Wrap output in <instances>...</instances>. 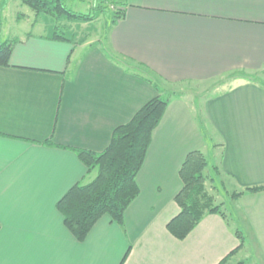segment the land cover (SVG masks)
<instances>
[{
	"label": "crops",
	"instance_id": "obj_1",
	"mask_svg": "<svg viewBox=\"0 0 264 264\" xmlns=\"http://www.w3.org/2000/svg\"><path fill=\"white\" fill-rule=\"evenodd\" d=\"M113 2L120 17L111 11L100 39L52 38L43 20L42 32L11 38L0 66V264H219L239 246L236 230L264 261V190L234 199L236 226L213 213L183 240L166 229L190 151L220 150L239 189L264 185V0ZM206 82L201 105L184 89L168 99L123 226L103 215L78 241L56 208L91 176L75 149L102 151L151 98Z\"/></svg>",
	"mask_w": 264,
	"mask_h": 264
},
{
	"label": "trees",
	"instance_id": "obj_2",
	"mask_svg": "<svg viewBox=\"0 0 264 264\" xmlns=\"http://www.w3.org/2000/svg\"><path fill=\"white\" fill-rule=\"evenodd\" d=\"M36 15L50 18L64 16L74 22H89L92 14L69 10L64 0H22ZM113 22L120 17L121 10L113 2ZM102 9V8H99ZM62 32L53 28L52 38L66 39L68 26ZM17 40L7 39L0 43V66H9L12 48ZM168 99L157 95L143 104L125 123L116 126L108 145L100 152L75 149L78 159L85 165L88 173H95L87 183L73 185L56 203L57 210L63 216L66 228L78 240L85 239L93 225L103 215H108L119 226H123V215L128 205L136 198L139 189L136 175L140 170L151 135L159 124ZM208 162L199 150L190 151L183 160L179 177L181 189L174 201L179 212L167 224V231L176 239L183 240L206 214H218L228 222L219 205L213 204L212 196L207 194ZM214 170L215 167H213ZM218 172V171H217ZM264 190V185L243 188L233 195ZM232 195V196H233ZM240 244L219 264L229 259L243 243V235L235 231Z\"/></svg>",
	"mask_w": 264,
	"mask_h": 264
},
{
	"label": "rangeland",
	"instance_id": "obj_3",
	"mask_svg": "<svg viewBox=\"0 0 264 264\" xmlns=\"http://www.w3.org/2000/svg\"><path fill=\"white\" fill-rule=\"evenodd\" d=\"M113 1L114 0H107L105 3L104 0H64V4L69 10L88 15L92 14V16H95V14H97V18L96 16L93 17L94 21L74 22L64 16L52 19L47 15H36L28 5L22 2V0H0V43L6 39H11L13 37L21 38L26 32L32 34L42 32L43 29L40 24L43 23V21V24H52L51 26L53 28L57 27L58 30L60 28L62 32L66 31L64 26L69 25L70 29L68 28V30H70V32L68 31L67 34L70 35V33H72V29L74 32V34H72L76 36L77 40H96L95 37L100 39L103 37V33L106 29V23H108L107 20L111 16V11L114 10L112 6ZM211 84L212 82H206L204 86L195 85L194 87L191 85V83L175 86L172 85L171 88H168L170 93H167L161 97L162 99H169L172 97V95L178 94L181 92V89H184V93H186L184 95H188L185 96L187 99H199L197 103L201 105L203 98L208 97L209 94L212 93L211 90L213 88ZM186 86H188V89ZM197 111V113H199L200 116L203 117L202 114H204V112L202 111L201 107ZM205 129L206 131H209V133H211L212 127L208 124ZM206 160L209 165V169H206L207 175L208 178H210L206 181L205 185L207 194L212 196L211 198L213 199V204L220 206V210L225 213L231 226H236V222L233 216V213L235 212L234 199H236V196L233 194L234 192H238L242 189H239L235 186L234 180L231 178V176L219 169L220 150H216L215 154L210 151L208 156L206 157ZM213 167H215L218 172L214 170ZM94 175L95 173L93 172L86 181H90L94 177ZM243 238L245 242H248L245 246L243 245V241L241 246L244 247L235 258V261H230L229 258L223 264H264V261L261 259L259 252L253 248L251 242L245 239V237ZM239 249L240 248H238L237 250Z\"/></svg>",
	"mask_w": 264,
	"mask_h": 264
}]
</instances>
